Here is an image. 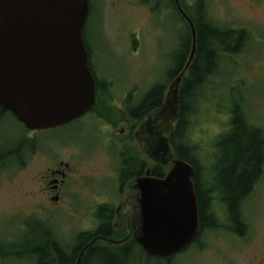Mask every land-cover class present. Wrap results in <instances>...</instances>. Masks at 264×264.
<instances>
[{
    "label": "rangeland",
    "instance_id": "1",
    "mask_svg": "<svg viewBox=\"0 0 264 264\" xmlns=\"http://www.w3.org/2000/svg\"><path fill=\"white\" fill-rule=\"evenodd\" d=\"M195 1L182 0L183 6L190 11L191 7L195 10L204 7L205 18L213 25L245 29L250 34L242 51L232 56H221L217 71L204 79L193 92L188 138L192 139L195 156L199 155L200 147L209 157V139L224 126L227 113L234 107L243 106L241 110L247 111V116L256 118L264 126V0H202L200 4ZM122 3L123 0H95L86 29L93 73L101 81L115 82V89L124 88L117 99V107L124 104V91L137 89L138 94H145L158 85L166 87V74L174 61L178 63L179 40L185 42L187 38L185 23L181 19L180 22L173 11L158 9L157 5L163 0H156V10L150 15L143 7H128ZM241 97L242 105L237 104ZM199 100H204L201 106ZM112 111L114 115L116 109ZM218 122L223 124L219 127ZM124 128L123 123L111 126L107 131L108 138L118 145H127L130 150H137L136 139L131 141L118 134ZM0 134L6 139L10 153L19 150L24 139L26 149L30 148L31 142L38 141L37 147L33 145L35 150L31 155H26L24 165H19V154H12L1 161L2 245L21 246L38 239L41 236L36 235L40 233L36 231L39 221L66 249L74 246L78 235L96 232L102 219L106 218L111 234L123 235L122 231H112L114 221L110 218L122 196L120 185L126 178L124 174H127L121 173L122 159L119 157L125 145L118 153L117 148L105 138L91 130L81 132L74 125L28 135L11 114L6 115ZM60 161L76 164L79 178L67 179L60 203L55 204L50 200L49 190H45L47 182L44 177L48 169L57 167ZM215 185L211 186L218 191L219 187ZM250 200L252 229L248 239L241 241L236 235L221 231L216 236L209 230L202 234L197 247L192 246L175 255L170 264H264V177ZM99 206L103 210L101 218L98 217ZM210 209L213 211L215 208L212 206ZM26 253L0 249V264H35ZM138 254L136 252L129 264H167L165 260L158 263L147 261Z\"/></svg>",
    "mask_w": 264,
    "mask_h": 264
},
{
    "label": "water",
    "instance_id": "2",
    "mask_svg": "<svg viewBox=\"0 0 264 264\" xmlns=\"http://www.w3.org/2000/svg\"><path fill=\"white\" fill-rule=\"evenodd\" d=\"M176 4L190 27L192 45L185 68L156 112L161 124L163 114H178L179 87L197 49L194 24L180 0ZM88 14V0H0V106L28 131L65 125L94 107L96 84L83 37ZM166 161L170 170L164 178H141L135 184L140 216L133 240L146 255L161 259L184 251L199 231L194 168L172 153ZM129 237L101 241L119 246Z\"/></svg>",
    "mask_w": 264,
    "mask_h": 264
},
{
    "label": "flooded vegetation",
    "instance_id": "3",
    "mask_svg": "<svg viewBox=\"0 0 264 264\" xmlns=\"http://www.w3.org/2000/svg\"><path fill=\"white\" fill-rule=\"evenodd\" d=\"M94 1L95 0H88L89 14H88L87 21L88 19L92 18V13L94 9ZM155 3H156V0H123L122 4L128 7H133L134 5L138 7H143L144 9H146L147 13L150 15V13L156 10ZM180 5L183 9L182 0H180ZM157 7L160 10H165V11L170 10L171 12L173 11L175 14L177 12V15H179L182 21L185 24L187 23L178 11L176 0H163V3L158 4ZM87 21L84 27L86 29H87ZM190 33H191V30H190ZM85 39H87V33H86ZM181 44L182 43L180 39L179 40V55H178L180 61L178 59V63H175V61L173 60L174 65L168 70L166 74L167 79H168V85L166 87L161 85L164 87L163 96L157 108L150 107L146 110H142V108H140L144 100H146L148 93L151 92L155 87L147 90L145 94H138L139 92L137 89H131L128 91H124L123 97H125V99L124 101H122L124 104L121 102L123 106L117 107V104H118L117 99L121 96L122 89L124 88L115 89L114 88L115 82L114 83L112 81L108 82L106 79H103L101 81L99 77L97 76V74L95 75L94 73H92L94 80H95V84H96V87H95L96 101H95L94 107L89 112H87L85 115L77 119H74L65 125L59 126V127H64V126L74 125L77 128H79L81 132L89 131V130L94 131L97 136L99 135V137L105 138L106 142H108L109 144L117 148V152L119 150H122L125 144L118 145L112 138L110 137L108 138L107 131L111 129V126H115V125L123 123L125 128L123 131H119L118 134L122 136L123 135L126 136V138L131 141H135V139L137 140L136 141L137 150H134V149L130 150V148H128L127 145H125L126 148H124L119 154V157L122 159V165L120 169L121 173L124 174L127 172V174H124L126 178L123 180V182L120 185V190H121L120 192H122V196L117 202L116 206L114 207V210L111 212V218H110L111 220L113 219L114 221V223L111 225L112 231L114 232L122 231L123 233V237L116 241L123 240L128 234L130 235L128 241L133 240L134 231L135 229L137 230L139 216H140V205H139L140 196H139L138 190L135 187L136 180L141 179V178H157L156 176H154V169L157 165H160L162 168H164L166 173H168L170 170V167L168 165H165L167 164L166 156L167 155L169 156V153H172V148L170 145V136L174 132L177 126V123L179 120V113L177 114L176 118L166 113L163 114L162 116L163 120H166L167 123H165L166 122L165 121V122H162L161 124L159 123L158 119L156 120L155 118H156V112L160 111L161 108L163 107L165 96H166L169 86L177 77H179V75L182 73L187 63L188 58L182 57L181 59V56H183ZM217 68H218V63H217L216 68L212 70L209 75H211L214 71L216 72ZM209 75H207L206 78L209 77ZM189 77H190V68L188 69L187 73L185 74V77L183 78L180 84L179 94L183 91V87L185 83L187 82V80L189 79ZM203 81L204 79L201 81L200 85H202ZM98 85H100L101 87V90L99 89V91H97ZM216 85L212 86V88L215 87ZM116 87H122V86L116 85ZM113 88L115 89V91L113 90ZM125 89H128V88L125 87ZM239 89L240 88H238V90ZM232 90H230L231 93H232ZM234 93H235V90H234ZM240 100H243V97H241ZM180 101H181V98L179 95V104H180ZM199 101H200V106H201V103L204 102V100L203 101L199 100ZM114 108L116 109V113L113 115L112 110ZM238 112L241 114L240 117L244 125L248 129H252L256 131L257 137L259 138V140L262 141V149L260 151L261 158H260V164H259V173L256 179V184L254 187L255 189L256 186L262 181L264 177V126L259 121H257L256 118L247 116L245 114V112L247 111L243 112L242 110H240ZM135 113H137L136 117L133 116ZM7 114L12 115L10 111L0 106V127L5 122V118ZM171 120L173 121L170 123ZM233 120H234V117L230 111L229 113H227V119H225V122H223L224 126L220 128L219 130H216L217 132L215 131L214 134H212V137L209 139V141L211 142V149H210L211 154L209 155V157L208 155L203 154L202 150L198 146L199 148H198L197 153L199 155L196 154L195 159H194L197 167L196 168L193 167L194 168L193 181H194V176L197 173V180H198L197 182L200 188L205 189L206 191L208 189L213 191V193L211 192V196H207V198H208L209 204L211 205L210 207L213 206V208H215L214 209L215 211L214 210L212 211V209L210 208H207L206 210L209 213V215H211L210 217L213 218V222H214L213 229H211V231L214 232L216 236H219L217 235V232L219 231L226 232L229 234L231 233L241 238V241H243V240L248 239V237L251 235L252 225L249 219V213L251 209L253 208L251 207L252 201L250 200V197L253 192L249 193L248 195H243L239 198L237 208L235 210V218H233L231 213L229 212L227 205L223 202V199L221 195L219 194V191H214L212 188V186L216 187L215 184L218 185V182H219L218 173H219L220 168L222 167L221 165V160H222L221 146L224 140L230 135H232V132L234 130ZM223 123L218 122L217 126L220 127V125H222ZM22 126L24 127V125ZM59 127L48 129V130L57 129ZM25 130L28 133V135H33V132H38V131H28L26 128ZM41 131H44V130H41ZM162 141L164 143L163 147H161ZM37 143L38 141L34 140L33 142H31L30 148L26 149V139H24V141L21 142L20 149L15 151L14 153H10V150L7 149L8 146H7L6 139L0 134V156H1L0 164H1V161H5V159L9 157L10 155L19 154L20 155L19 165L20 166L24 165L25 160H26V155H31L33 150H35L34 147H37ZM32 147L33 149H31ZM23 151L25 154H22ZM142 156L145 159H143ZM77 173H78V167L76 166V164H72L70 162H63V161H60L57 167L53 169L52 168L48 169V173L44 177V181L47 182L46 183L47 188H45V190H49L47 193L49 195L51 194L50 200L52 203H55V204L60 203L62 190H63L64 185L66 184L67 179L68 178L78 179L79 175L77 176L76 175ZM89 178H91V176ZM194 184H195V191H196V188H197L196 181H194ZM120 192H119V195H120ZM196 196H197V191H196ZM197 203H198V216H199V231L195 239L185 250H188L192 246L197 247L199 244L200 237L202 236V234L200 235V206H199L198 197H197ZM100 207L101 206H99L98 208L99 218L103 216L102 215L103 210ZM96 211H97V208H96ZM207 212H206V215H207ZM237 224L240 226V232L238 231V233L235 232L236 230L235 228ZM41 226H43V223L39 221L37 227L41 228ZM208 231L209 230L206 229L204 230L203 233H206ZM99 240L101 241L102 238ZM101 242H104V241H101ZM24 247H26L25 244L21 246L16 245V244L5 246L0 243V249L7 250V251H11V250L24 251L25 249Z\"/></svg>",
    "mask_w": 264,
    "mask_h": 264
},
{
    "label": "trees",
    "instance_id": "4",
    "mask_svg": "<svg viewBox=\"0 0 264 264\" xmlns=\"http://www.w3.org/2000/svg\"><path fill=\"white\" fill-rule=\"evenodd\" d=\"M200 2H202V0L195 1L196 4H200ZM183 9L196 29L197 49L190 67V77L185 83L183 91L179 94L181 98L178 107L179 120L174 132L170 136V145L172 148V155L176 159L185 161L196 168L192 139L188 138L189 119L193 108L190 101H193V92L196 90V87L200 85L201 81L206 79V76L216 68L221 56H232L242 51L250 39V34L245 29H226L213 25L205 18L204 7H198L197 10L191 7L192 10L190 11L186 6H183ZM177 16L180 20L181 18L179 15ZM182 25L184 26V24ZM184 27L187 31V38L185 42L181 40L183 55L181 59L182 57L188 58L192 45L190 27L187 23ZM85 36L86 28L83 29V37L90 61L91 53L87 47ZM91 71L93 73L92 68ZM163 88V86L159 85L149 92L140 108H142V110H146L150 107L157 108L163 96ZM99 89L101 90L100 85L97 86V91H99ZM231 113L234 117V130L232 135L227 137L221 146L222 167L218 173V191L232 217L235 218V210L239 198L243 195L252 193L255 187L259 173L262 141L257 137L256 131L248 129L244 125L237 107H234ZM133 116L136 117L137 113ZM166 174L165 169L160 165L155 167L154 176L157 178L162 179ZM194 181H196L197 184L196 191L200 206L201 235L204 230L213 229V218L210 217L211 215L206 211L207 208L211 206L207 196H211V192L213 193V191L210 189L206 191L200 188L197 182V173L194 176ZM37 229L36 231L40 233L36 235L38 236V234H41V236L38 239H33L34 241L25 243L26 247H24V251L28 254L27 257H32L35 264H76L80 253L95 239H97L96 242L92 246H89L81 257L80 264H129V261L136 255V252L145 260H153L156 263L165 260L167 264H170L171 260L174 258L161 259L150 257L146 255L142 248L133 240L121 246H110L101 242L99 240L101 238L118 240L123 237V235L120 237L111 235L109 220L107 218L102 219L100 227L96 232L78 235L74 240V246L67 249L51 236L52 234L48 232L49 230L45 228L44 225ZM235 229L236 233H238V231L240 232V226L238 224Z\"/></svg>",
    "mask_w": 264,
    "mask_h": 264
},
{
    "label": "bare ground",
    "instance_id": "5",
    "mask_svg": "<svg viewBox=\"0 0 264 264\" xmlns=\"http://www.w3.org/2000/svg\"><path fill=\"white\" fill-rule=\"evenodd\" d=\"M209 78H210V77H209ZM209 78H208V79H209ZM238 103H241L240 99H239V101L237 102V104H238ZM237 104H236V105H237ZM241 105H242V103H241ZM236 107H237L238 111H240V110L242 109L243 106H236Z\"/></svg>",
    "mask_w": 264,
    "mask_h": 264
}]
</instances>
